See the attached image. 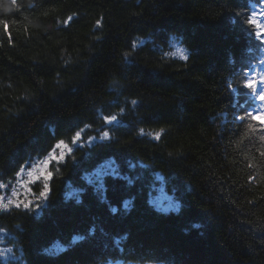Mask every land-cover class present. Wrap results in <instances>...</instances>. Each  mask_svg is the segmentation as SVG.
Returning <instances> with one entry per match:
<instances>
[{
	"label": "trees",
	"instance_id": "trees-1",
	"mask_svg": "<svg viewBox=\"0 0 264 264\" xmlns=\"http://www.w3.org/2000/svg\"><path fill=\"white\" fill-rule=\"evenodd\" d=\"M263 1L0 0V182L68 148L0 205L21 262L264 264Z\"/></svg>",
	"mask_w": 264,
	"mask_h": 264
},
{
	"label": "rangeland",
	"instance_id": "rangeland-1",
	"mask_svg": "<svg viewBox=\"0 0 264 264\" xmlns=\"http://www.w3.org/2000/svg\"><path fill=\"white\" fill-rule=\"evenodd\" d=\"M255 18L264 22V1L261 6L255 8ZM175 53L183 57L185 51L183 47L177 42H174ZM254 83L256 89H259L258 100L260 109L264 113V60L262 61ZM68 148L61 144L55 151L46 155L43 158L34 160L26 164L14 177L8 181L0 182V205L4 211L12 208H28L37 206L41 200V195L34 189L37 186L42 189L49 177L51 166L55 161L60 159ZM108 173H114L113 167L110 164H105L97 168L89 177L90 181L99 183L101 179ZM44 193V192H43ZM153 203L161 210L172 208L176 206V201L173 195L168 194L164 187L159 186L155 189L153 194ZM7 233L0 231V263L1 264H25L21 262L19 254L11 247L12 244L6 243ZM15 251V252H14ZM109 264H133L114 262Z\"/></svg>",
	"mask_w": 264,
	"mask_h": 264
},
{
	"label": "snow or ice",
	"instance_id": "snow-or-ice-1",
	"mask_svg": "<svg viewBox=\"0 0 264 264\" xmlns=\"http://www.w3.org/2000/svg\"><path fill=\"white\" fill-rule=\"evenodd\" d=\"M9 35H10V33H9ZM249 87H252V85L250 84Z\"/></svg>",
	"mask_w": 264,
	"mask_h": 264
}]
</instances>
